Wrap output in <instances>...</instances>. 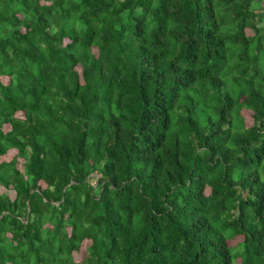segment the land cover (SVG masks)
<instances>
[{
    "label": "trees",
    "instance_id": "1",
    "mask_svg": "<svg viewBox=\"0 0 264 264\" xmlns=\"http://www.w3.org/2000/svg\"><path fill=\"white\" fill-rule=\"evenodd\" d=\"M0 264H264V0H0Z\"/></svg>",
    "mask_w": 264,
    "mask_h": 264
},
{
    "label": "rangeland",
    "instance_id": "2",
    "mask_svg": "<svg viewBox=\"0 0 264 264\" xmlns=\"http://www.w3.org/2000/svg\"><path fill=\"white\" fill-rule=\"evenodd\" d=\"M17 115L22 116V113H18ZM244 115H245V117H246V120H247L248 122H250V121H251V116H250L249 114H247V113L244 114ZM5 127H6L5 130L8 131V127H7V126H5ZM15 154H16V152H15V151H12V152H10V153H9L4 159L9 161V160H11V159L15 156ZM239 241H240V239L235 240V241H231V242H230V245H236L237 242H239ZM89 244H90L89 241L86 242V243L84 244V246H83L81 252L78 253V254H75V255H74L76 262H78V263L82 262V260H83V258H84V256H85V249L87 248V246H88Z\"/></svg>",
    "mask_w": 264,
    "mask_h": 264
}]
</instances>
